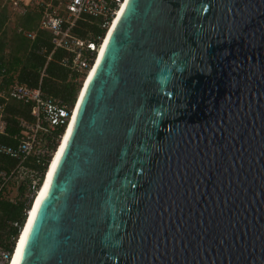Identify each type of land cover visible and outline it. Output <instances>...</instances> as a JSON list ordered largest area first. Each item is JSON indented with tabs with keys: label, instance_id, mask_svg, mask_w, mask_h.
Wrapping results in <instances>:
<instances>
[{
	"label": "water",
	"instance_id": "water-1",
	"mask_svg": "<svg viewBox=\"0 0 264 264\" xmlns=\"http://www.w3.org/2000/svg\"><path fill=\"white\" fill-rule=\"evenodd\" d=\"M20 264H264V0H128Z\"/></svg>",
	"mask_w": 264,
	"mask_h": 264
},
{
	"label": "built area",
	"instance_id": "built-area-1",
	"mask_svg": "<svg viewBox=\"0 0 264 264\" xmlns=\"http://www.w3.org/2000/svg\"><path fill=\"white\" fill-rule=\"evenodd\" d=\"M125 0H0V9L6 8L12 17L37 15L35 30L18 28L28 41L37 31L50 34L52 51H63L59 64L69 71L77 91L94 66L105 34ZM83 18L96 19L101 34L81 38L73 33ZM15 71L0 67V156L15 162L9 169L0 170V199L19 205L20 219L12 223L15 233L0 245V264H11L20 234L41 188L46 171L58 144L67 129L75 103L42 92L37 87L20 83ZM43 76V71L41 77ZM10 103L28 108L27 118L14 116L15 129L10 133L6 109ZM7 139L9 143L2 142Z\"/></svg>",
	"mask_w": 264,
	"mask_h": 264
},
{
	"label": "trees",
	"instance_id": "trees-1",
	"mask_svg": "<svg viewBox=\"0 0 264 264\" xmlns=\"http://www.w3.org/2000/svg\"><path fill=\"white\" fill-rule=\"evenodd\" d=\"M9 19V12L4 7L0 9V67H6L8 71L17 72L18 81L28 87L40 88L43 93L62 100L64 103L72 104L76 95V85L69 71L63 68L59 61L63 57V51H54L50 60L46 59L52 51L50 44V34L47 31H37L36 38L28 41L20 33L18 28L25 30H35L38 16L26 15L20 17L15 32L10 38H6L5 27ZM98 20L83 18L73 30V33L81 38H86L88 34L100 35L102 32L97 27ZM8 49L9 54L5 56L4 51ZM43 71V76L41 73ZM7 121L10 124V133H14V116L28 117V108L18 103H10L6 109ZM4 143H9L7 139H1ZM15 165L13 160L0 156V170L9 169ZM20 206L12 205L0 199V245H4L6 240L15 233L12 223L20 219Z\"/></svg>",
	"mask_w": 264,
	"mask_h": 264
},
{
	"label": "bare ground",
	"instance_id": "bare-ground-1",
	"mask_svg": "<svg viewBox=\"0 0 264 264\" xmlns=\"http://www.w3.org/2000/svg\"><path fill=\"white\" fill-rule=\"evenodd\" d=\"M127 2H128V0H125L123 2V4L120 7V10L117 13V16L115 17V19L113 20V22H112L111 26L109 27L107 33L105 34L104 40L102 42V46L98 52L97 60L95 61L94 66L92 67L87 78L85 79L84 83L81 85V88L79 89V91L77 93L75 103L73 106L72 118L70 120V123H69L67 129L65 130V132L63 134V137L61 138V140L58 144L57 149L55 150V153L51 159L50 165L46 171V174H45L44 180L42 182L41 188H40V190L37 194V197L34 201L33 207L28 214L25 225H24L23 230L20 234L19 241L17 243L11 264H20L22 261V256H23V251H24L25 245L27 243L28 237H29L30 232L32 230L33 224L37 218L39 209H40L42 203L44 202L45 198H47L49 195V191H50V188H51V185L53 182L54 174L56 172V169L59 165V162L62 158V155H63V153L66 149V146L69 142V139L71 137L80 106L84 100L86 93H87L89 84L91 83L92 79L94 78L96 71H97V69L101 63V60L103 58V55H104L105 50L107 48V45H108V43L111 39V36L115 30V27L118 23V20L121 17V15H122V13H123L126 5H127ZM22 239H23V249H22V251H20Z\"/></svg>",
	"mask_w": 264,
	"mask_h": 264
},
{
	"label": "rangeland",
	"instance_id": "rangeland-1",
	"mask_svg": "<svg viewBox=\"0 0 264 264\" xmlns=\"http://www.w3.org/2000/svg\"><path fill=\"white\" fill-rule=\"evenodd\" d=\"M19 20L20 19L18 17L15 16L12 17L11 15H9V19L6 22V27H5L6 38H10L12 36V33L15 32V28L17 27ZM4 54L5 56L9 54L8 49L4 51Z\"/></svg>",
	"mask_w": 264,
	"mask_h": 264
},
{
	"label": "snow or ice",
	"instance_id": "snow-or-ice-1",
	"mask_svg": "<svg viewBox=\"0 0 264 264\" xmlns=\"http://www.w3.org/2000/svg\"><path fill=\"white\" fill-rule=\"evenodd\" d=\"M22 249H23V239H22V241H21L20 251H22Z\"/></svg>",
	"mask_w": 264,
	"mask_h": 264
}]
</instances>
